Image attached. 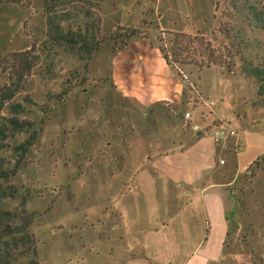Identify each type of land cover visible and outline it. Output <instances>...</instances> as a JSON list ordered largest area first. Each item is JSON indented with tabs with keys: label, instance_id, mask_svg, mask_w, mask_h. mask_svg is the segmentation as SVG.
Returning <instances> with one entry per match:
<instances>
[{
	"label": "rangeland",
	"instance_id": "374dc122",
	"mask_svg": "<svg viewBox=\"0 0 264 264\" xmlns=\"http://www.w3.org/2000/svg\"><path fill=\"white\" fill-rule=\"evenodd\" d=\"M25 1L28 6L13 3L0 6V53L7 55L27 50L32 43L37 45L35 54L40 55V67L27 80L26 92L44 108L52 109L43 117L38 110L28 116L36 121V129L44 130L27 155L28 170L20 171L13 179L14 184L32 191L28 206L35 215L30 232L35 236L37 257L43 264H127L129 257L125 251L114 247L107 235L93 232L97 210L89 202L80 205L75 196L79 188H86L91 182L90 178L84 180L78 175L80 162L86 161L83 157L91 155L90 134L105 120L108 107L113 105L107 102L105 94L110 84L113 51L123 47L129 40L126 36L132 32L137 34L130 39H151L160 49L171 46L169 33L200 35L218 47L224 39L218 35L221 18L216 10L217 0H47L58 18H64L60 26L65 29L88 31L89 37L105 40L118 29L126 28L119 31L123 37L105 40L90 58L83 54L84 60L63 47L46 51V0ZM253 38L257 40L259 36L253 34ZM180 69L185 79L188 77L197 85L204 102H215L212 109L203 104L211 110H207L210 121L216 119L215 112L227 122L232 121L233 128L241 134L264 131V110L253 108V86L245 75L230 73L225 68L202 72L194 66ZM69 76L84 78L87 84L55 106L48 96L52 90L60 93L62 90L56 88L60 77ZM23 95L18 94V101L23 100ZM102 108L105 109L101 111ZM201 113L196 116L201 124H206ZM27 137L20 135L17 143ZM82 141L88 146L86 154L82 152L85 148ZM1 155L11 158L10 152ZM251 173L246 175L247 181L242 180V190H237L241 205L235 230H239L233 241L228 242L235 254L230 259L233 264H264V174ZM19 202L20 197L13 205ZM183 260L176 259L179 263ZM171 262L173 259H157V264Z\"/></svg>",
	"mask_w": 264,
	"mask_h": 264
},
{
	"label": "crops",
	"instance_id": "0c3cea01",
	"mask_svg": "<svg viewBox=\"0 0 264 264\" xmlns=\"http://www.w3.org/2000/svg\"><path fill=\"white\" fill-rule=\"evenodd\" d=\"M109 79L113 105L91 132V155L78 169L91 182L75 192L80 205L97 210L93 232L125 251L127 264H233L237 190L264 154V131L241 134L215 112L210 121L197 85L183 80L151 39L133 38L113 55ZM216 128L237 134L217 142Z\"/></svg>",
	"mask_w": 264,
	"mask_h": 264
},
{
	"label": "trees",
	"instance_id": "16d2710c",
	"mask_svg": "<svg viewBox=\"0 0 264 264\" xmlns=\"http://www.w3.org/2000/svg\"><path fill=\"white\" fill-rule=\"evenodd\" d=\"M47 0L44 13L47 19L48 31L44 32L45 44L52 47H63L75 52L84 60L83 54L90 58L97 52L105 40L117 41L124 35L119 31L110 34L105 40L95 36L89 37V32L81 33L71 28L60 26L58 18ZM24 4L25 0H0L3 4ZM217 12L220 13L218 35L224 39L223 44L216 47L200 35L193 36L184 33H169L172 36L170 47H161V52L180 77L185 80V74L180 67L194 66L202 72L210 68H225L230 73L240 72L247 77L253 86V108L264 110V0H217ZM137 33L125 35V45L114 50V56L125 50L130 38ZM253 34L259 38L252 39ZM214 39L217 40V37ZM36 44L31 48L11 52L7 55L0 53V264H43L37 257L35 236L30 232L34 222V213L28 203L32 198L31 189L18 186L13 179L22 170H28L26 160L38 136L44 128L36 129V121L29 118L33 111L45 115L52 109L43 107L30 96L27 90V80L37 73L40 55H36ZM49 71L50 68L47 67ZM182 72V73H181ZM56 85L60 93L52 90L51 99L55 106L60 105L76 90L87 84V80L75 77H60ZM24 94L23 100L18 101V94ZM28 135L26 140L17 143L20 135ZM9 153L11 158L1 155ZM255 175L264 174V154L247 170ZM20 197V202L13 205Z\"/></svg>",
	"mask_w": 264,
	"mask_h": 264
},
{
	"label": "built area",
	"instance_id": "2783aa9c",
	"mask_svg": "<svg viewBox=\"0 0 264 264\" xmlns=\"http://www.w3.org/2000/svg\"><path fill=\"white\" fill-rule=\"evenodd\" d=\"M203 104L208 106L210 109H212L214 106H215V102H204L203 101ZM185 118L188 120V119H191L192 118V113L191 112H187L185 114ZM195 130H199L200 127L199 125H194L193 126ZM214 134V138L217 142H219L220 140L226 138V137H229V136H235L237 134V132L235 130H231L229 132H226L225 130H222V129H219V128H216L213 132ZM224 161H222L223 163Z\"/></svg>",
	"mask_w": 264,
	"mask_h": 264
}]
</instances>
